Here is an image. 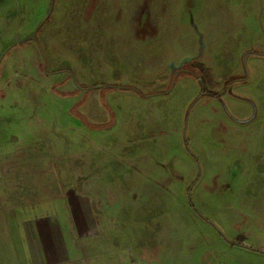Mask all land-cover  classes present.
<instances>
[{
    "label": "rangeland",
    "instance_id": "rangeland-1",
    "mask_svg": "<svg viewBox=\"0 0 264 264\" xmlns=\"http://www.w3.org/2000/svg\"><path fill=\"white\" fill-rule=\"evenodd\" d=\"M0 264H264V0H0Z\"/></svg>",
    "mask_w": 264,
    "mask_h": 264
},
{
    "label": "trees",
    "instance_id": "trees-1",
    "mask_svg": "<svg viewBox=\"0 0 264 264\" xmlns=\"http://www.w3.org/2000/svg\"><path fill=\"white\" fill-rule=\"evenodd\" d=\"M195 71V70H194ZM209 80V82H210V84H209V86H214L213 85V83H212V80H211V78H208ZM230 82V81H229ZM205 90V89H204ZM204 95H206L207 97H217L218 96V94H216L215 92H213V91H205V94Z\"/></svg>",
    "mask_w": 264,
    "mask_h": 264
},
{
    "label": "water",
    "instance_id": "water-1",
    "mask_svg": "<svg viewBox=\"0 0 264 264\" xmlns=\"http://www.w3.org/2000/svg\"><path fill=\"white\" fill-rule=\"evenodd\" d=\"M192 59H196V57H194V58H192V57H185V58L183 59V61L181 62L180 67H181L184 63L189 62V61H191Z\"/></svg>",
    "mask_w": 264,
    "mask_h": 264
},
{
    "label": "flooded vegetation",
    "instance_id": "flooded-vegetation-1",
    "mask_svg": "<svg viewBox=\"0 0 264 264\" xmlns=\"http://www.w3.org/2000/svg\"><path fill=\"white\" fill-rule=\"evenodd\" d=\"M187 68H189V67H188V66H186V67L184 66V68H183V69H180V70H189V69H187ZM189 71L191 72V69H190ZM189 71H188V72H189ZM112 87H113V86H112ZM203 94H205V92H203L202 95H203ZM216 94H218V93H216ZM218 96H219V94H218ZM218 96H217V97H218ZM212 98H213V97H212Z\"/></svg>",
    "mask_w": 264,
    "mask_h": 264
}]
</instances>
